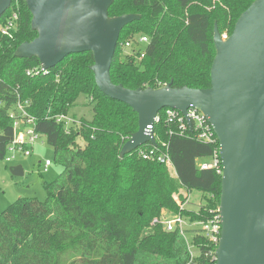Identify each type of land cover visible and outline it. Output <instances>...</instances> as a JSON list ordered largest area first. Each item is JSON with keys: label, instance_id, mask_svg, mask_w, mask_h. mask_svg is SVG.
Masks as SVG:
<instances>
[{"label": "trees", "instance_id": "obj_1", "mask_svg": "<svg viewBox=\"0 0 264 264\" xmlns=\"http://www.w3.org/2000/svg\"><path fill=\"white\" fill-rule=\"evenodd\" d=\"M254 0H114L109 15L140 17L121 31L111 64V78L126 88H208L216 54L214 27L233 32L241 13ZM16 11L11 36L0 32V160L13 139L8 109L16 93L30 101L36 130L53 147V160L62 166L58 176L44 183L45 197H20L0 212V264H186L190 252L178 231L152 225L162 209L178 211L173 193L179 188L165 166L145 160L137 151L121 156L125 142L139 128V116L128 104L102 93L91 69V52L73 54L46 73L28 75L40 66L37 57H18L20 44L38 36L25 0H12L0 25ZM150 38L145 55L122 57V42L135 34ZM140 51L137 52V55ZM85 96L92 106L91 119L66 132L56 120L69 114ZM155 125L157 146L166 142L181 183L205 192L199 214L220 205L222 174L200 169L199 157L210 156L217 144L175 132L166 110ZM172 132V133H170ZM162 149H165L164 147ZM210 196H213L212 198ZM146 227L152 231L142 235ZM197 242H205L202 237ZM207 246L202 250L206 251ZM199 264H211L201 255Z\"/></svg>", "mask_w": 264, "mask_h": 264}, {"label": "water", "instance_id": "obj_2", "mask_svg": "<svg viewBox=\"0 0 264 264\" xmlns=\"http://www.w3.org/2000/svg\"><path fill=\"white\" fill-rule=\"evenodd\" d=\"M38 36L18 46V57H37L44 70L65 58L91 52L98 88L133 108L139 128L121 156L139 146L157 144L147 127L159 111L174 108L187 115L192 106L213 125L220 144L223 173L219 211L222 232L218 264H264V0H254L224 38L216 25V54L208 88L130 89L115 84L111 64L122 29L140 16L109 15L114 0H25ZM12 0H0V18ZM23 175L22 165L11 166Z\"/></svg>", "mask_w": 264, "mask_h": 264}, {"label": "built area", "instance_id": "obj_3", "mask_svg": "<svg viewBox=\"0 0 264 264\" xmlns=\"http://www.w3.org/2000/svg\"><path fill=\"white\" fill-rule=\"evenodd\" d=\"M17 17L16 11H13L8 20L6 18V21L0 25V30L3 35L11 36L10 30L15 28ZM149 41L150 38L147 34L139 33L122 42L120 46L123 51L131 52L135 55L136 59L141 60L145 55V47ZM138 51H140V54L137 55ZM47 71L48 70H44L40 64V66L27 69L26 72L28 75H38L40 73H46ZM16 96V103L8 109V116L13 123L14 135L13 139L6 147L4 159L7 162H14L22 157L31 156L33 154V148L41 136L36 130L35 117L28 109L30 101H24L19 93H16ZM2 104V101H0V106ZM164 109L166 110L167 122H175L177 125L175 132L180 135L193 137L202 142L217 144V147L210 156L199 157L197 159V165L200 169H216L217 173L222 174L223 166L220 156V144L208 117L192 106L188 109L187 115H184L178 109ZM161 117L159 111L155 118V122L147 127L148 130L152 131V135L156 141L159 140V135L155 131V125L160 122ZM80 119L81 117L77 118L70 114H60L56 117L58 122L63 123L66 132H70L72 128H76L81 123ZM163 147L165 149H162ZM162 148L152 143H146L134 150L137 151L138 156L145 160H153L162 163L172 178L179 184L178 190L173 193V199L177 204L178 211L166 209L161 213V216L156 217L152 223L163 225L167 231H178L183 236L190 252V259L186 264H199L198 258L201 255L209 258L211 264H218L216 250L222 232V218L219 207L217 209L210 208L209 216L205 219L199 218L193 220L189 215L185 214V211L192 210H194L196 214H199V211L204 205V201L201 199L199 200L196 204L197 209H191L189 207V204L193 203L191 197L193 190H190L181 183L175 164L168 153L166 142L162 143ZM52 164V159L47 158L40 163L41 171L47 172ZM210 197L212 198L213 196ZM198 237L204 238L205 242H197ZM203 246H207L208 249L203 251Z\"/></svg>", "mask_w": 264, "mask_h": 264}, {"label": "rangeland", "instance_id": "obj_4", "mask_svg": "<svg viewBox=\"0 0 264 264\" xmlns=\"http://www.w3.org/2000/svg\"><path fill=\"white\" fill-rule=\"evenodd\" d=\"M9 16L10 15L7 16V20ZM215 27L213 34L215 33ZM220 34L224 38L230 35L228 29H224ZM121 54L122 57L125 58L126 52L122 51ZM137 60L139 61V59ZM88 102L89 100L85 96H81L69 114L77 118L85 117L91 119L93 111L92 106L89 105ZM53 156V147L48 144L46 136L41 134L38 142L33 148V155L22 157L14 162H7L5 159L0 160V212L20 197H37L39 199H44V183L54 180L62 170V166L53 161V165H51L49 170L47 172H42L39 162H43L47 158L53 160ZM19 164L23 166L24 174L18 176L13 175L10 170L11 166ZM204 195H206L205 192L193 190L191 194L193 203L189 204V207L191 209H197L196 204L200 199L203 200L202 197ZM164 210H166V208L162 209V213ZM152 225L155 226L156 224L152 223ZM151 231V227H146L142 235H147Z\"/></svg>", "mask_w": 264, "mask_h": 264}, {"label": "crops", "instance_id": "obj_5", "mask_svg": "<svg viewBox=\"0 0 264 264\" xmlns=\"http://www.w3.org/2000/svg\"><path fill=\"white\" fill-rule=\"evenodd\" d=\"M33 155V154H32ZM39 163H41V161L39 162ZM53 165V164H52ZM51 167V166H50Z\"/></svg>", "mask_w": 264, "mask_h": 264}]
</instances>
